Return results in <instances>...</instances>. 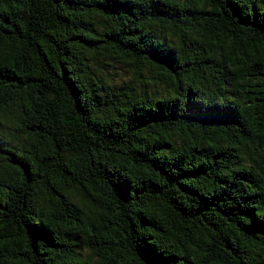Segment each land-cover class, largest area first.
<instances>
[{
    "label": "trees",
    "instance_id": "obj_1",
    "mask_svg": "<svg viewBox=\"0 0 264 264\" xmlns=\"http://www.w3.org/2000/svg\"><path fill=\"white\" fill-rule=\"evenodd\" d=\"M0 264H264V0H0Z\"/></svg>",
    "mask_w": 264,
    "mask_h": 264
},
{
    "label": "rangeland",
    "instance_id": "obj_2",
    "mask_svg": "<svg viewBox=\"0 0 264 264\" xmlns=\"http://www.w3.org/2000/svg\"><path fill=\"white\" fill-rule=\"evenodd\" d=\"M150 72H149V74H147L145 71H144V73L147 75V76H150V75H152V74H154L156 71L155 70H149ZM115 74V73H114ZM125 75H127L128 76V80L131 82V84H133L137 89H141V88H144V87H146L147 89H149L145 84H146V82L147 81H151V80H149L148 78H146V79H141V80H137V79H133V76H131V74L129 75L128 74V71H127V67H125ZM160 82V84H158V86L161 88V91H162V93H166V90H167V88H166V86H165V84H164V82H163V80L162 81H159Z\"/></svg>",
    "mask_w": 264,
    "mask_h": 264
}]
</instances>
